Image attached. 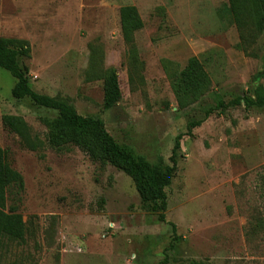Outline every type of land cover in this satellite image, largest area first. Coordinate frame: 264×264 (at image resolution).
Instances as JSON below:
<instances>
[{"label": "rangeland", "instance_id": "rangeland-1", "mask_svg": "<svg viewBox=\"0 0 264 264\" xmlns=\"http://www.w3.org/2000/svg\"><path fill=\"white\" fill-rule=\"evenodd\" d=\"M124 6L136 7L143 22L134 52L121 35ZM1 38L28 42L30 57L20 64L34 92L99 117L117 143L149 161L169 164L183 137L162 223L129 177L77 147H50L43 121L57 113L14 100L15 79L0 69V148L23 178L25 225V241L8 243L0 264H264V108L215 112L186 136L188 122L217 100L264 87V41L252 51L257 57L237 48L227 0H0ZM191 58L211 86L178 109L173 81ZM110 69L121 99L103 111ZM4 115L21 117L40 147L29 150L4 129Z\"/></svg>", "mask_w": 264, "mask_h": 264}, {"label": "trees", "instance_id": "trees-1", "mask_svg": "<svg viewBox=\"0 0 264 264\" xmlns=\"http://www.w3.org/2000/svg\"><path fill=\"white\" fill-rule=\"evenodd\" d=\"M227 11L238 34L237 48L247 56L257 57L252 51L258 40L264 41V0H227ZM119 19L122 38L131 52H134V35L143 27L138 10L134 6L121 7ZM29 57L28 42L0 39V69L15 79L11 97L17 101L29 99L35 106L57 113L54 119L43 121L47 129L48 145L55 149L77 147L92 161L105 163L123 173L132 181L145 210L154 214L159 222H165V190L174 178L183 136L175 138L169 164L161 158L149 161L129 146L117 143L99 117L81 116L67 101L34 92L29 86L28 70L20 64L21 58ZM210 86L211 80L200 61L197 58L189 59L173 81L178 109H186L199 102ZM102 93L103 111L112 109L120 101L121 90L116 70L110 69L105 73ZM232 106H243L246 111L264 108V87L257 84L251 96L236 97L228 103L217 100L213 108L205 110L203 119L188 122L186 136H192V130L213 113H222ZM1 124L29 150L40 147L37 137L31 135L30 128L21 117L4 115ZM23 191L21 174L11 168L7 161V151L0 148V252L8 243L22 244L25 241V225L18 212ZM172 230L175 232L174 227ZM188 264L202 263L190 261Z\"/></svg>", "mask_w": 264, "mask_h": 264}]
</instances>
